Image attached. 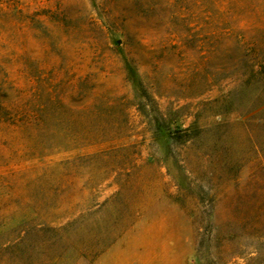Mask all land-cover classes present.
<instances>
[{
	"label": "rangeland",
	"instance_id": "374dc122",
	"mask_svg": "<svg viewBox=\"0 0 264 264\" xmlns=\"http://www.w3.org/2000/svg\"><path fill=\"white\" fill-rule=\"evenodd\" d=\"M0 264H264V0H0Z\"/></svg>",
	"mask_w": 264,
	"mask_h": 264
}]
</instances>
